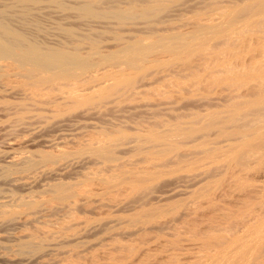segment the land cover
Returning a JSON list of instances; mask_svg holds the SVG:
<instances>
[{"label": "rangeland", "instance_id": "obj_1", "mask_svg": "<svg viewBox=\"0 0 264 264\" xmlns=\"http://www.w3.org/2000/svg\"><path fill=\"white\" fill-rule=\"evenodd\" d=\"M130 1L98 5L96 18L38 6L40 44L66 52L73 34L82 52L74 50L93 66L76 72V82L58 80L96 89L76 85L86 89L78 92L83 108L60 88L55 100L49 94L35 104L18 76H0V152L68 157L65 168L15 174L32 176L17 180L20 187L0 179L1 190L26 203L16 223L0 226V264H264V0ZM126 45L144 56L141 73L124 63ZM257 69L262 75L253 76ZM116 71L127 79L114 88ZM244 104L249 113L233 116ZM153 135L165 136L155 143ZM97 138L113 147V160L89 152ZM48 184L71 185L70 193L61 201L42 191ZM23 242H33L31 250H21Z\"/></svg>", "mask_w": 264, "mask_h": 264}, {"label": "bare ground", "instance_id": "obj_2", "mask_svg": "<svg viewBox=\"0 0 264 264\" xmlns=\"http://www.w3.org/2000/svg\"><path fill=\"white\" fill-rule=\"evenodd\" d=\"M64 1L65 0H0V72H1V74H0V76L1 77H3V75H2V73H4V75L5 74H8V77H9V79H10V77L11 76H9V75H13L14 76V74H15V76H16V78H17V80H18V77L20 78L19 79V81H21V85L23 86H21V89L23 88L24 89V93H27V92H30V93H27V95L26 96H28V94H30V99L32 100V101H34V103L36 104V103H40L41 101H44L46 98L48 99L50 96L52 97V95H53V90L55 91V88H60V95H62V98L63 99H66V100H68L69 102H70V100H71V103L73 104L74 102H75V105H76V101H77V105H76V107L77 108H83L81 105H80V107H79V105H78V103H79V101L81 100V98L82 97H80V99L78 98L79 96H78V92L80 91V90H78L77 89V87H76V85L77 86H79L80 84H82L84 87L87 85H84L82 82L81 83H73V84H70L69 85V83L67 82L68 80H65L66 82H67V85H65L64 84V82L63 81H61V82H63V84L60 82V81H58L59 80V78L61 79V78H65V77H67V78H69L70 80L69 81H73V79H71V78H77L76 76H77V73L76 72H78V71H81L82 69H83V73L82 74H80L79 75V77H82L83 76V74H84V72L87 70V71H89V68H92V67H90L89 65H88V63H87V61H89L88 60V58H83L82 56H81V54H79L78 53V51H80V52H82L80 49H81V45L79 46L80 47V49L78 48V47H76L75 45H76V43L74 42V40L76 39L75 37H74V35L72 34V35H70V37L72 38L73 37V39H71L70 37V41L71 40H73V41H71V42H73L74 43V46L77 48V50L78 51H76V50H74L75 49V47L73 46V48L72 49H70V50H74V51H72L71 53H68V51H70V50H67L66 52H65V50L63 49V46L61 45V47H62V49L58 46V48L59 49H55L54 47H49V46H44L45 44H42L43 42H41V44H42V48H41V44H40V40L38 39V37L36 38V33L37 32H39V30H40V27H38V25H37V21H39V20H37V16H38V13H41V12H39V11H41L39 8H38V6L40 5V4H46V5H52L55 9H56V7L57 8H59L60 10H69L70 11V9H74V11H76V13L79 15L80 14V16L81 15H84V16H89V17H91L92 18V16L94 17V15H96L97 16V13L93 10L94 8L96 9L97 8V6L98 5H100L101 6V4L102 5H106L107 4V6L108 5H110L109 3H111V0L110 1H108L107 2V0H82V1H80L81 3H76L73 7H72V5H69V6H71V8L70 9H67V7H66V5L64 4ZM124 1V0H123ZM72 2V1H71ZM77 2V1H76ZM107 2V3H106ZM112 3H113V1H112ZM111 3V4H112ZM118 3V2H117ZM121 3V2H120ZM136 3V1L135 0H131L130 1V3L129 4H131L132 6L134 5ZM119 4V3H118ZM115 5H116V3H115ZM96 6V7H95ZM100 6H98V8L100 7ZM47 7V6H46ZM46 7H45V9H46ZM51 7V6H50ZM49 7V8H50ZM42 8H44V7H42ZM58 9V10H59ZM118 9V8H117ZM52 10V9H51ZM65 11H63L64 13H67V11L65 12ZM118 11V10H117ZM47 13V12H46ZM70 13V12H69ZM68 13V14H69ZM42 14V13H41ZM99 14V13H98ZM119 20H122L123 19V17L125 16V14L124 13H121V12H116V11H114V13H113ZM124 14V15H123ZM40 15V14H39ZM47 15V14H46ZM61 15V14H60ZM44 16V15H43ZM67 16V15H66ZM96 16L94 17V18H96ZM49 18V17H48ZM53 18V17H52ZM81 18V17H80ZM94 20V19H93ZM96 21V20H95ZM106 22V21H105ZM40 23H41V21H40ZM96 23V22H95ZM97 23H98V21H97ZM45 24V23H44ZM86 25V24H85ZM97 25H99V24H97ZM41 26H42V24H41ZM60 26V25H59ZM94 27V26H93ZM96 27V26H95ZM98 27V26H97ZM62 28V27H61ZM215 29H217V28H215ZM57 30H59V27H57ZM92 30V29H91ZM215 31V30H214ZM77 32V31H76ZM228 32V31H227ZM53 34V33H52ZM38 35V34H37ZM47 36V35H46ZM226 36V35H225ZM38 39V42H37V40L36 39ZM79 37H77V39H78ZM80 39V38H79ZM225 39H226V37H225ZM67 40H69L68 38H67ZM80 40H84L83 38L82 39H80ZM210 40V39H209ZM227 40H228V42H227ZM227 40L225 41V43H231V40H229V37L227 36ZM76 41V40H75ZM85 41V40H84ZM59 42V41H58ZM78 42H81V41H77V43ZM127 42V41H126ZM126 42H124V43H126ZM45 43H46V41H45ZM66 43H68V41L66 42ZM92 43H93V41H92ZM92 43H91V45H92ZM206 43V42H205ZM46 44H48V42L46 43ZM81 44V43H80ZM57 45V44H56ZM73 45V44H72ZM127 46V45H126ZM135 46V45H134ZM227 46V45H226ZM45 47H47V48H45ZM49 47V48H48ZM94 47V46H93ZM137 47H138V45H137ZM136 46H135V49L137 48ZM90 48H91V46H90ZM96 48V47H95ZM94 48V49H95ZM65 49H66V47H65ZM134 48L132 47V45L131 46H127V47H125L124 49H123V51H125V52H128V54H127V56H125V54H124V63L129 67V68H131L132 70H140V73H141V68H143L142 67V65H143V60H145V59H143L142 60V58H144V56L142 57L141 55H139V54H137V52L136 51H134L133 50ZM173 49V48H172ZM83 50V49H82ZM95 50H96V52H95ZM95 50H93L94 52H92V53H90L91 51H92V49L90 50V51H87L90 55L89 56H91V54H97V49H95ZM137 50V49H136ZM173 51H175V49H173ZM75 52V53H74ZM77 52V53H76ZM134 52V53H133ZM171 52V51H170ZM85 53V52H84ZM121 54L123 55V53L121 52ZM122 55H120V56H122ZM91 57H94V56H91ZM142 57V58H141ZM120 62V61H119ZM119 66V65H118ZM113 67V66H112ZM126 67V66H125ZM94 69H96V67L94 68ZM100 69V68H99ZM104 69V68H103ZM117 69V68H116ZM90 70H92V69H90ZM100 70H102V68L100 69ZM258 71L257 72H252V75L253 76H257L259 73V76L260 75H262L261 73H262V69H257ZM95 71H98V70H95ZM95 71H92V72H94L95 73ZM109 71V70H108ZM118 71H119V69H118ZM122 71V70H121ZM143 71H144V69H143ZM142 71V72H143ZM102 72H103V70H102ZM137 72V71H136ZM108 73V72H107ZM110 73V72H109ZM109 73H108V75H107V77L108 76H110L109 75ZM111 73H113V71L111 72ZM110 73V74H111ZM116 73H117V71H116ZM115 73V74H116ZM119 74V75H118ZM121 74H123V73H121ZM97 74H95L94 76H96ZM105 75V76H106ZM114 75V74H113ZM18 76V77H17ZM87 77L89 76V75H86ZM91 76V75H90ZM104 76V77H105ZM118 76H121L120 78L118 77ZM0 77V78H1ZM5 77V76H4ZM97 77V76H96ZM103 77V78H104ZM107 77H106V79H107ZM112 79H111V78ZM110 77H108V80H106L107 82L110 80V81H112L113 83H110V85L113 87L114 86V88H117L119 85H121L122 83H123V81H122V75H120V73H117V77L116 76H114V77H112V76H110ZM126 77V76H125ZM125 77L123 78V80L125 79ZM91 78V77H90ZM92 78H93V76H92ZM92 78H91V80H89L90 82H92ZM6 79V78H5ZM12 79V78H11ZM80 79V78H79ZM78 79V81L80 82V80ZM83 79V78H82ZM88 79V78H87ZM94 79V78H93ZM127 79V78H126ZM125 79V80H126ZM13 81L15 80L14 78L12 79ZM16 80V82L18 83L19 81H17ZM56 80V81H55ZM76 80L77 79H75L73 82H76ZM84 80H85V78H84ZM124 80V81H125ZM2 81V80H1ZM10 81V80H9ZM77 81V82H78ZM82 81V80H81ZM87 81V80H86ZM98 82V79L96 78L95 79V81H94V83L95 82ZM120 81H122V83L120 84ZM8 82V81H7ZM59 82V83H58ZM16 83V84H17ZM62 85H61V84ZM71 83V82H70ZM99 83V82H98ZM4 84V83H3ZM15 84V85H16ZM19 84V83H18ZM17 84V85H18ZM58 84H60V85H58ZM79 84V85H78ZM108 84V83H107ZM1 85V84H0ZM82 85L80 86V87H78L79 89L80 88H82ZM59 86V87H58ZM87 86H89V85H87ZM86 86V87H87ZM92 86H94V85H92ZM3 87V86H2ZM13 87V86H12ZM105 87H106V85H105ZM89 88V90L90 91H92V88H91V86H89V87H87V89ZM8 89V88H7ZM27 89V90H26ZM85 88H83V90H84ZM107 89V88H106ZM105 89V90H106ZM0 90H1V87H0ZM19 90V89H18ZM83 90H81L80 92H83ZM86 90V89H85ZM96 90V89H95ZM94 90V88H93V91H95ZM2 91V90H1ZM0 91V92H1ZM23 91V90H22ZM21 91V92H22ZM27 91V92H26ZM92 91V92H93ZM3 92V91H2ZM5 92V91H4ZM20 92V91H19ZM18 92V93H19ZM7 93V92H6ZM54 93H56V95H58L57 94V92L55 91ZM94 93V92H93ZM49 94H50V96H49ZM88 94H90V93H88ZM92 94V93H91ZM101 94H102V92H101ZM103 94H104V92H103ZM102 94V95H103ZM55 95V94H54ZM60 95H58V96H60ZM80 95V94H79ZM82 95V94H81ZM80 95V96H81ZM86 96H87V94H85ZM84 94L82 95V96H85ZM93 95V94H92ZM92 95H90L91 96V98H92ZM99 96V95H98ZM1 97V96H0ZM56 97V96H55ZM55 97H52V99L54 98V100H55ZM104 97V96H103ZM89 98V96H87V98L86 99H88ZM90 98V99H91ZM96 98H99V97H96ZM95 98V99H96ZM25 99V98H24ZM27 99H29V98H27ZM51 99V98H50ZM93 99H94V97H93ZM93 99H91V102H93L92 100ZM103 99H105V98H103ZM74 100V101H73ZM82 100H85L84 99V97H83V99ZM87 101H89V100H86V102ZM99 101V100H98ZM2 102V101H1ZM0 102V103H1ZM29 102V101H28ZM28 102H25L26 104L28 103ZM46 102V101H45ZM55 102V101H54ZM64 102V101H63ZM62 102V103H63ZM69 102H66V103H69ZM83 103H85V105L87 104V103H89V102H85V101H82ZM81 102V103H82ZM95 102V101H94ZM96 102H97V100H96ZM3 103H5V102H3ZM3 103H1V105L3 104ZM24 103V104H25ZM30 103V102H29ZM42 103V102H41ZM40 103V104H41ZM47 103V102H46ZM48 103H50V102H48ZM56 103V102H55ZM71 103H69V105H70V107H71ZM83 103H82V105H83ZM98 103V102H97ZM97 103H95V104H97ZM14 104V103H13ZM24 104H22V105H20L19 106V109L21 108V106H23L24 107ZM54 104V103H53ZM80 104V103H79ZM0 105V106H1ZM28 105V104H27ZM32 105H33V102H32ZM42 105V104H41ZM58 105V104H57ZM74 105V106H75ZM88 105H90V104H88ZM88 105H86V107L88 106ZM93 105V104H92ZM99 105V104H98ZM36 106V105H35ZM47 106H48V104H47ZM53 106H55V105H53ZM74 106H72L71 108L69 107V106H67V108L69 109L70 108V110H71V112H72V110H73V107ZM2 107V109H3V106H1ZM4 107L5 108H7L6 107V105H4ZM28 107V109H29V105L27 106ZM26 107V108H27ZM56 107V106H55ZM58 107V106H57ZM234 107V108H233ZM232 108H233V112H234V115L233 116H236L237 115V118H238V116L239 115H241V116H243V115H247V113H249V111H250V109H251V107H252V105L251 104H244V105H242V106H233ZM47 108V107H46ZM65 108V107H64ZM75 108V107H74ZM22 110H23V108H21ZM25 109V108H24ZM21 110V111H22ZM26 110V109H25ZM24 110V111H25ZM80 110V109H79ZM0 111H1V113L3 112V110H1L0 109ZM50 111V110H49ZM69 111V110H68ZM23 112V111H22ZM76 112V111H75ZM86 112V111H85ZM38 114V113H37ZM36 114V115H37ZM58 114H60L59 113V111H58V113H57V116H58ZM86 114V113H85ZM35 115V116H36ZM34 116V115H33ZM11 117V116H10ZM44 117V116H43ZM42 116H41V119L43 118ZM17 118V117H16ZM38 118V117H37ZM48 118H49V116H48ZM236 118V119H237ZM39 119V118H38ZM54 119V118H53ZM235 119V120H236ZM29 120V119H28ZM196 120V123H197V121H200L201 122V120L199 119V118H196L195 119ZM230 121H234L233 119H230ZM194 123H195V121H194ZM7 124V123H6ZM44 124V123H43ZM3 125V124H2ZM18 126V125H17ZM16 126V127H17ZM22 126V125H21ZM8 127H9V125H8ZM19 127V126H18ZM29 127V126H28ZM35 127H33V128H31L30 127V129H34ZM12 129H14V128H12ZM29 129V128H28ZM3 130H5L4 132H6V129H3ZM2 128L0 129V136L2 137ZM36 130V129H35ZM173 130V129H172ZM16 131V130H15ZM174 131H175V129H174ZM13 132V131H12ZM7 133L9 134V132L7 131ZM173 133H176L177 134V131H175V132H171V134H173ZM6 134V133H5ZM179 134V133H178ZM4 135V134H3ZM174 135V134H173ZM180 135H182L181 137H180ZM180 135H178V137L177 138H179V139H181V138H183V136H186L185 134L183 135V134H181L180 133ZM6 136V135H5ZM4 136V137H5ZM8 136V135H7ZM11 136V135H10ZM104 137V139H105V137H106V135H103ZM165 135H161V138H160V140H158V142H161V141H163V140H161L163 137H164ZM166 136H168V135H166ZM174 136H176V135H174ZM0 137V138H1ZM153 137H155V139H153L154 140V142H155V140H156V135L154 136H152L151 138H153ZM160 137V136H159ZM100 138V137H99ZM99 138H97V140L99 139ZM102 138V137H101ZM102 138V139H103ZM107 138V140H110V139H113L112 137L110 138V139H108V137H106ZM122 138V137H121ZM166 138V137H165ZM168 138V139H167ZM166 138V140H169L170 141V139H171V137L169 138V137H167ZM189 138V137H188ZM5 139V138H4ZM4 139H2V140H4ZM122 139H124V138H122ZM121 139V141H123ZM158 139V138H157ZM164 139V138H163ZM7 140H9V139H7ZM93 141V143H89L90 144V146L88 147V150H89V152L92 150L93 151V153H94V158H97V159H106V160H113V156H114V153L113 152H111V145H113L112 143H111V141L112 140H110V143H111V147H108V145L110 144L109 142H107V141H102L101 139H99V140H101V141ZM152 140V139H151ZM166 140H164V142L166 143V144H168L167 143V141ZM172 140H174V139H172ZM113 141H115V139H113ZM121 141L119 142L120 144H121ZM134 141V140H133ZM175 141H176V139H175ZM6 142V141H5ZM157 141L155 142V143H158ZM164 142H162V143H164ZM174 141H171V143H169V145H171L172 143H173ZM7 143V142H6ZM137 143H138V141H137ZM88 144V145H89ZM5 145V144H4ZM173 145V144H172ZM10 146V145H9ZM12 148V147H11ZM11 148L9 149V150H11ZM85 148H86V146H85ZM91 150H90V149ZM110 148V149H109ZM113 148V147H112ZM3 150V149H2ZM1 150V151H2ZM6 150H8V149H6ZM5 150V151H6ZM19 150V149H18ZM22 150V149H21ZM83 150V149H82ZM86 151H87V149H85ZM3 152V153H1L0 152V179L2 180V181H5V183H9V180H10V182H12V183H10L9 184V187H10V185L12 184L13 185V183H14V181H15V183H14V185L16 184V182H17V180L19 181V183H24V181L26 180V179H28V178H30L31 179V177H28V178H24V181H23V177H21V176H25V177H27L28 176V174H31L32 172H36V174H37V171L36 170H39V169H37L38 167H41L42 168V165H63L64 166V168H65V166H66V164L64 165V163H65V161L67 160V156H62V158L60 157V159L59 160H56V159H54L53 158V156H51L50 154H44L43 156H37L36 154H34V153H32V152H28V151H26L25 153H23L22 151H21V153L20 154H17V153H19L20 151H18L16 154H17V156L15 155H12L13 154V152L12 151H14V150H11V152L9 153V151H6V152ZM82 151H80L78 154L79 155H81L82 153H81ZM88 152V151H87ZM88 152V153H89ZM14 153H15V151H14ZM91 153V152H90ZM89 153V155H92V154H90ZM113 153V154H112ZM65 154V153H64ZM66 155V154H65ZM54 157H56V156H54ZM92 157V156H91ZM77 158V157H76ZM78 159V158H77ZM76 159V160H77ZM68 160H70V158L68 159ZM1 162H3V163H1ZM68 162V161H67ZM70 162H71V160H70ZM73 162V161H72ZM74 163H75V161H74ZM72 164V163H71ZM69 165H70V163H69ZM59 166V167H60ZM58 167V166H57ZM46 168V167H45ZM61 168V167H60ZM63 168V167H62ZM61 168V169H62ZM52 169H53V167H52ZM57 169V168H56ZM56 169H54L53 171H55ZM49 170V169H48ZM63 170V169H62ZM61 170V171H62ZM44 171H46V170H44ZM44 171H42V172H44ZM57 171H59V168H58V170ZM57 171H55V172H57ZM20 172V175H18L19 177H20V179H17V178H19V177H17V178H15L14 176H15V174H18ZM48 172V171H47ZM49 172H50V170H49ZM60 172V171H59ZM51 174H52V170H51V172H50ZM32 174H34V173H32ZM31 174V175H32ZM44 174H45V172H44ZM49 174V173H48ZM137 174V173H136ZM142 174V173H141ZM141 174H137V176H138V178L140 177V175ZM43 175V174H42ZM36 176V175H35ZM37 177H39V176H37ZM133 177H135V175H133L132 176V179H133ZM141 177H143V176H141ZM12 178H15V179H12ZM35 178V177H34ZM144 178V177H143ZM9 179V180H8ZM29 179V180H30ZM140 179V178H139ZM6 180L8 181V182H6ZM21 180H22V182H21ZM34 180V179H33ZM135 180H136V177H135ZM141 180V182L143 181L142 180V178L140 179ZM27 182V181H26ZM29 182V181H28ZM27 182V183H28ZM30 182H32V181H30ZM29 182V183H30ZM34 182V181H33ZM32 182V183H33ZM133 182V181H132ZM1 183H4V182H1ZM35 183V182H34ZM137 184H139V182H138V180H137V182H136ZM135 182H133V185L135 184V185H137ZM18 184V183H17ZM16 184V185H17ZM11 185V186H12ZM13 185V186H14ZM27 185L28 184H22L21 185V187H25L26 186V188H27ZM30 185L31 184H29V187H30ZM12 186V187H13ZM18 186V185H17ZM32 186V185H31ZM8 187V186H7ZM15 187V186H14ZM13 187V188H14ZM18 187H20V186H18ZM28 187V188H29ZM136 187V186H135ZM23 189H25V188H23ZM45 190H42L44 193H52V194H55V195H58V198H59V200H61V201H63L65 198H67V196L69 195V190L71 189V185L69 186V185H58V184H52V185H50V184H48V186L46 187V188H44ZM7 190H9V189H7ZM28 190V189H27ZM3 190H1V188H0V226L1 225H4V226H8V225H12V224H14V223H16L17 222V220H18V218L17 217H15V216H17L18 215V213H17V211L16 210H18V209H22L25 205H26V203H23V202H21L22 201V199L21 198H18V197H16V196H13V195H11V194H9V193H7L6 194V192H4ZM66 201V200H65ZM64 201V202H65ZM69 208V207H68ZM70 209V208H69ZM28 238H30V239H32L33 237H32V235H28ZM32 245H33V242H23V243H21L20 244V249L21 250H31V248H32ZM0 259H1V256H0ZM4 260V259H3ZM7 262V261H6Z\"/></svg>", "mask_w": 264, "mask_h": 264}]
</instances>
